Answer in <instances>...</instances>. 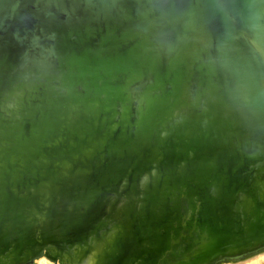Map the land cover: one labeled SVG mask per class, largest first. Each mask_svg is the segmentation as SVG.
I'll return each mask as SVG.
<instances>
[{
	"label": "water",
	"instance_id": "95a60500",
	"mask_svg": "<svg viewBox=\"0 0 264 264\" xmlns=\"http://www.w3.org/2000/svg\"><path fill=\"white\" fill-rule=\"evenodd\" d=\"M108 62L118 72L142 70L128 87H158L150 98L158 123L149 137L158 150L142 152L152 166L140 172L128 162L116 175L114 143L106 139L90 160L92 178L103 186L74 187L90 193L81 200L88 208L12 191L11 174L33 182L39 159L57 167L55 178L67 190V163L82 152L83 138L72 129L101 109L98 94L84 90ZM1 79L7 128L0 129V171L8 177L0 183V264L16 247L9 264L43 257L71 264L76 257L80 264H236L264 254V0H0ZM66 83L78 92L64 104ZM102 96L107 120H117L106 91ZM128 97L131 108L148 102L145 94ZM58 108L57 117H47ZM89 125L88 135L100 126ZM25 128L51 129L39 140L46 145L32 147Z\"/></svg>",
	"mask_w": 264,
	"mask_h": 264
},
{
	"label": "bare ground",
	"instance_id": "6f19581e",
	"mask_svg": "<svg viewBox=\"0 0 264 264\" xmlns=\"http://www.w3.org/2000/svg\"><path fill=\"white\" fill-rule=\"evenodd\" d=\"M55 70H58V72L61 74L59 68H56ZM81 71V69H77L76 74H78ZM137 72V74H133ZM123 73V76L120 74ZM142 70H133V72L130 71H117V64L115 63H106L102 65L99 68V71L95 70L94 77L96 79L95 83L92 86V89H85L84 93H88L90 96H97L100 99L101 103V109L94 115H90L86 118V123L83 122L82 128L78 129H72V134L76 138H83L81 139L82 142V152L77 158H74L71 160V162L67 163V170L71 171V173H67L66 177V187L67 190L65 192H62L64 187L62 188V184L59 183V180L55 178V171L56 168L53 164L50 163H36L37 161L33 162L32 164V170L35 174H37L38 178H33V182H24L23 179L19 180H13L12 179V174H11V190L15 191L16 193H24V192H30L34 195L39 196V198H42L44 201H46L47 204L60 207H66L70 206L71 204H81L84 205V207H89L88 206V201H81L82 200V195L83 199L90 197L89 192H83V189H80L79 186L82 185V182L85 183L82 187H86L88 184L91 183H97L98 186H103V182L95 181L97 179L92 178V163L91 159L95 156H97L101 151L104 149V144L106 139L110 140L111 143L113 142V145H110V150L112 153V160H115L113 162V167H115V174L116 175H121L126 171V167L128 165L133 166V170L140 171L142 169L146 170L145 167L147 166H152L151 161L153 160L152 158H148V160L145 161V156L142 155V152L148 151L151 149V146L154 150H158V146L149 139L151 136V132L156 128V123L157 121V115L154 114L152 111H150V108L152 107L151 105V100L150 98H154V93L157 94V85L156 83L151 82L150 85L145 84V87L141 88V85L136 84L131 87H128L129 85H132L134 82V77L137 75V77L141 76ZM130 75V76H129ZM129 76V77H128ZM62 78V77H61ZM59 78V79H61ZM128 78V79H127ZM113 80L114 83L110 84V81ZM56 82V81H54ZM53 82V83H54ZM105 84V86H102V83ZM52 82H44V85H40V87L46 86L47 84H51ZM5 83L3 79L0 80V113L5 111V104H6V95L7 91L5 89ZM62 90H61V98H63L64 104H66L68 101L73 102L75 100V96L77 95V90L73 88L72 83H66L62 85ZM130 88L132 89L133 93L130 91ZM111 89L113 90V93L111 92ZM142 89V90H141ZM141 90V91H140ZM106 91L107 96L109 97V100L112 105V110H111V117L112 115H116L118 119H112L110 122L107 120V115H108V110L105 108V106L108 104L107 99H105L102 96V93ZM146 96V99H148V102L143 103L141 100H139L136 103L137 108H131V102L129 100V96L138 99V96ZM17 98H22L24 95L22 93H17L15 95ZM134 103V99H133ZM94 104L93 102H90L86 106H92ZM85 106V107H86ZM116 106L120 109L119 114L123 115L121 118L116 110ZM59 108L56 110H53L52 114L48 115L47 117H57V115L61 112ZM64 112V111H63ZM71 115V114H68ZM4 117V118H3ZM159 117V115H158ZM23 119H20L18 117L15 121L16 122H24L22 121ZM38 120L34 121L35 124H37ZM26 122V121H25ZM96 123L100 126H97L98 128L97 131H92L88 135L85 131L84 128L86 129H93V127L89 124ZM6 119H5V114H0V129H6ZM41 124H39L38 127H40ZM105 126V127H102ZM53 126V131L51 135V140L54 142L55 133L57 128H54ZM158 127V125H157ZM51 131V129L48 130H36L33 131L32 129H24V138L28 137L29 141L36 142L32 147L35 149L39 150L42 147L46 145L47 139H44V142L39 141L42 137H45L44 133H47ZM145 133L146 135L144 136ZM157 137L159 138V132L156 134ZM154 145V146H153ZM90 148V149H89ZM148 148V150H147ZM12 147H8L9 153L12 152ZM30 150H25L22 154H27L29 153ZM1 157V154H0ZM25 157H32L29 155H26ZM35 158V157H34ZM11 159H14L12 157ZM10 159V160H11ZM23 163V162H22ZM20 163V165L22 164ZM61 165V164H60ZM4 167V165H2ZM7 168V167H5ZM5 170V169H3ZM149 170V168H148ZM5 173L0 171V183L3 184L4 181L7 179L8 175H4ZM52 174V177H51ZM18 176V175H16ZM107 177V175H106ZM120 179V178H119ZM65 181V179H64ZM58 182V184H56ZM126 178H123L120 180V183L126 184ZM51 183V185H50ZM55 183V187L54 186ZM76 184H80L77 189L74 187ZM264 184V183H263ZM58 185V186H57ZM23 191V192H22ZM10 197V196H8ZM40 205L42 203L40 202ZM43 207V205L41 206ZM89 210V209H88ZM18 225V224H17ZM18 228L21 230V226L18 225ZM18 228L15 227L9 236H12V232L17 231ZM53 234H47L46 238L50 237ZM19 236L21 238H26L27 235H22L21 231ZM54 236V235H52ZM24 241V240H23ZM25 242V241H24ZM26 244V242H25ZM45 248L40 249L42 253H45L46 250ZM31 253H34L37 255L38 252H34L31 250ZM54 253V254H51ZM51 255L53 256H58L61 254H56L55 251H51ZM13 254V255H12ZM18 256V251L17 247L14 249V251L9 252V257L7 260H5V263H8L13 260L12 257ZM63 255V254H62ZM24 256V255H23ZM260 256L255 255V256H248L246 258H243L239 260L238 262H244L247 260L252 259L253 257ZM263 255L261 256V258ZM37 259V258H36ZM79 257L75 258V264H80L83 259L77 262ZM260 259V258H259ZM264 259V257H263ZM34 259L28 260V262H34ZM258 260V258L256 259ZM261 260V259H260ZM20 261L24 262L25 260L20 259ZM63 262H67L68 264H71L67 260H62ZM263 261V260H262ZM38 262V261H37ZM59 262V261H58ZM256 262V261H255ZM1 263L2 259H1ZM60 263V262H59ZM232 261H228L227 263H222V264H231ZM248 263V262H247ZM252 263V262H251ZM250 263V264H251ZM260 263L261 262H256ZM45 264V263H44ZM50 264V263H47Z\"/></svg>",
	"mask_w": 264,
	"mask_h": 264
},
{
	"label": "rangeland",
	"instance_id": "374dc122",
	"mask_svg": "<svg viewBox=\"0 0 264 264\" xmlns=\"http://www.w3.org/2000/svg\"><path fill=\"white\" fill-rule=\"evenodd\" d=\"M45 250H46V249H45ZM45 250H44V251H45ZM262 255H263V257H264V254H261L259 257L256 256V257H253V258L250 259V260H247V261H245V262H239V263H236V264H250L251 262H252L251 264H260V263H256L257 261H258V262H261V264H264V259H263V257L261 258ZM257 258H258V260H256ZM259 258H260L261 260H260ZM81 259H82V257H80V258L77 260V262L80 261ZM262 260H263V261H262ZM33 261H34V260H33ZM37 261H38V262H37ZM37 261H36L37 264H44V263H45V264H47V263H50V264H68V263L65 262V261H64V262H63V261H59L60 263H59V262L53 263V262H50L49 260H47V259L44 258V257L41 258V259H39V260H37ZM255 261H256V262H255ZM247 262H248V263H247ZM30 263H31V262H30Z\"/></svg>",
	"mask_w": 264,
	"mask_h": 264
}]
</instances>
